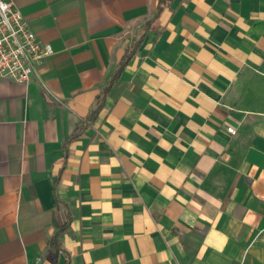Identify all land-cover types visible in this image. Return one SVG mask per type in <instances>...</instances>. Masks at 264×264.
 Masks as SVG:
<instances>
[{
	"label": "crops",
	"instance_id": "1",
	"mask_svg": "<svg viewBox=\"0 0 264 264\" xmlns=\"http://www.w3.org/2000/svg\"><path fill=\"white\" fill-rule=\"evenodd\" d=\"M7 1L52 53L0 78V264H264V0Z\"/></svg>",
	"mask_w": 264,
	"mask_h": 264
},
{
	"label": "built area",
	"instance_id": "2",
	"mask_svg": "<svg viewBox=\"0 0 264 264\" xmlns=\"http://www.w3.org/2000/svg\"><path fill=\"white\" fill-rule=\"evenodd\" d=\"M51 53L13 2L0 0V78L27 83ZM226 130L235 132L232 126Z\"/></svg>",
	"mask_w": 264,
	"mask_h": 264
},
{
	"label": "trees",
	"instance_id": "3",
	"mask_svg": "<svg viewBox=\"0 0 264 264\" xmlns=\"http://www.w3.org/2000/svg\"><path fill=\"white\" fill-rule=\"evenodd\" d=\"M171 0H158V4H157V9H156V13L154 15V17L148 21L145 26H144V30H146L150 24H152L159 12L166 6L170 3ZM137 44V42H136ZM135 44V45H136ZM129 58V56H127L126 59H124L123 61H121L117 67V69L115 70V72L113 73L112 77H111V80L109 82V84L105 87L104 91H102V93L99 95L98 99H97V102H96V106L93 108V110L91 111L90 113V117H94L98 111V109L101 107V103L102 101L104 100V97H105V90L109 88V86L118 78L120 72L122 71V69L124 68L126 62H127V59ZM58 233L56 232V234L51 238L50 240V244H51V247L55 250H57L59 248V245H58Z\"/></svg>",
	"mask_w": 264,
	"mask_h": 264
}]
</instances>
